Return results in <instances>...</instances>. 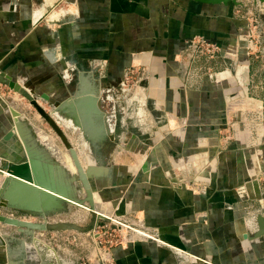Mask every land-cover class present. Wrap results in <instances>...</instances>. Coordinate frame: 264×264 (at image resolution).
Wrapping results in <instances>:
<instances>
[{"label":"rangeland","instance_id":"obj_1","mask_svg":"<svg viewBox=\"0 0 264 264\" xmlns=\"http://www.w3.org/2000/svg\"><path fill=\"white\" fill-rule=\"evenodd\" d=\"M263 3L259 0H239L234 4L232 13L237 32L230 34V39L226 42L213 41L203 36L204 47L198 52L191 53V50L187 49L184 56L183 74L186 78V87L199 91L204 90L205 85L209 87L211 95L205 97L208 104L206 111L204 109L202 111L211 118V130L206 128L201 132L188 130L189 118L177 115L171 119L166 114L167 104L159 103L156 98L151 97L152 56H145L146 64L127 68L119 82L107 83L104 78V74L108 72L107 65L104 63L98 65L93 58L82 57L78 52L79 67H84L82 72L93 73L92 79L98 93L104 94L103 108L113 112L111 120L114 123V130L108 132L106 134L108 136L103 137L95 143L96 145L92 142L86 144L87 138L83 132L78 131L80 128L67 127L71 123L66 122L64 116H60L61 120L59 117L55 118L68 135L66 136L75 148L77 156L81 153L80 163L84 170L90 167L94 170L89 176L94 188L93 210L108 217L111 215L106 211L111 210L114 213L112 218L116 216V220L108 217L98 218L91 212L88 201L82 206L69 204L67 210L52 214L47 219L50 222L75 223L86 230H36L33 236H37L38 244L43 246L46 252H49V249L55 250L62 264H118L116 256L118 250H126L140 242L158 243L139 235L137 231L139 229L159 234L158 228L148 225L144 218L141 219L139 211L134 209L127 192L129 190L127 186L130 187L133 183V177L139 178L143 175L147 182L156 180L173 186H187L198 194L207 195L214 185L218 172L227 166L225 156L229 154H234L236 161L238 156L239 162L234 169L243 173L242 180L232 187L236 202L244 203L245 217L256 223L257 215L264 213V57L255 48L248 49L250 54L244 50L249 40L243 36L242 31L248 28L250 30L257 24L264 26ZM49 5L47 16L51 10H59L61 13L57 16L55 12L48 18L50 23L56 18H61L52 23L55 29L58 25L61 27L63 21L73 17L71 14L73 9L68 0H55ZM63 8L65 16L62 15ZM44 22L50 25L47 20ZM58 42L62 43L61 38ZM210 43L217 46L216 52L208 50ZM58 46L59 62H65L62 74H57L60 78L58 81L60 88L64 92L61 94L63 97L65 92L68 93V89L71 94L76 92L80 74L78 71L73 72L72 80L65 85L62 75L64 69L68 67L69 57L67 51H63L62 45ZM223 72L226 73L225 76ZM16 81L28 90L34 91V86L21 83L19 79ZM36 96L39 99V96ZM143 99H146V102ZM41 100L46 113L51 114L54 102L42 98ZM5 105L12 112V122ZM142 106L145 109L144 117L138 114ZM208 106L211 107V113ZM0 108L4 124H7L9 130L14 125L16 131L12 139L6 140L5 135L9 130L5 134L0 130L1 161H10L15 168L21 166L26 149H31L30 146L27 147L25 141L30 132V125L25 120L27 118L32 126L40 129L38 135L46 145H49L47 148L55 154V160L59 162L58 168L55 163L54 165L43 163L48 170L46 171L61 178L60 171L64 170L65 179L74 189L73 195L85 200L87 192L78 177V169L69 149L55 128L38 112L36 106L11 86L0 82ZM77 116L79 120L84 121L79 114ZM15 120L25 127L23 138ZM87 124L83 125L89 127ZM48 135L53 136L55 140L48 138ZM35 139L34 136L30 137L34 144ZM169 144H174L173 148L177 151L173 159L170 157V151L168 152ZM34 148L36 149V146ZM43 152L45 157L43 155L42 160L47 161V152L45 150ZM86 153L87 155H84ZM0 169H3L1 163ZM101 169L104 173H96L101 172ZM123 176H132V179L128 181ZM2 180L3 177H0V182ZM0 213L6 215L13 213L27 220L39 218L3 207H0ZM256 228L249 231V237ZM15 230L16 227L13 225L0 221V234L7 239L16 233ZM28 236L31 238V235ZM29 243L32 247L28 250L37 251L36 244L31 241ZM257 247L258 245L253 244L247 249L253 253H262L264 256V250Z\"/></svg>","mask_w":264,"mask_h":264},{"label":"crops","instance_id":"obj_2","mask_svg":"<svg viewBox=\"0 0 264 264\" xmlns=\"http://www.w3.org/2000/svg\"><path fill=\"white\" fill-rule=\"evenodd\" d=\"M53 2L55 0H0V73L34 86L31 92L35 97L39 96L41 105L44 95L54 102V107L68 100L70 103L65 104L66 108L70 107L72 111L76 100L69 89L62 97L64 92L58 82L60 78L57 74H62L65 63L59 62L58 44L69 57L68 67L62 75L65 85L72 80L73 72L80 74L84 70L83 66L79 67L78 52L82 57L93 58L98 65H107L108 72L104 74L107 83L119 82L130 66L146 64L144 58L149 55L153 58L151 97L167 104L166 114L171 119L177 115L189 118L188 130L201 132L204 128L212 129L211 118L205 112L208 104L205 97L211 95L209 87L205 85L201 91L186 87L183 61L188 41L194 36L203 35L213 41L226 42L230 34L237 32L236 21L232 18L233 3L68 0L73 17L55 29L52 24L54 19L50 23L47 19L50 15L46 18L47 7ZM45 18L52 26L44 22ZM60 38L62 43L58 42ZM91 69L94 70L93 67ZM96 92L92 94L93 98L102 99L97 87ZM143 101L146 102V99ZM5 106L12 122V112ZM1 111L0 108V130L5 134L9 128L2 121ZM138 114L144 117L143 106ZM72 116L65 117V121L74 120L80 126ZM112 116V111L104 109L102 121L109 132L114 130ZM25 120L30 125L29 135L25 138L30 150L39 158L45 157V150L48 160L40 158L42 163H55L57 167L59 162L55 160V154L50 152L49 145L37 133L40 129L32 126L29 119ZM68 126L77 128L72 123ZM78 131L84 130L80 128ZM33 136L36 138V149L33 140L30 141ZM49 137L55 140L53 136ZM86 144H89L88 141ZM169 145L168 152L173 159L177 151L174 144ZM225 159L227 166L219 170L207 195L198 194L187 186H173L156 180L147 182L143 175L133 177L127 192L134 209L148 225L158 228L160 236H156L158 243L140 242L126 250H118V264H264L262 253L247 249L249 245L256 244L257 248L264 250V237L250 239L249 231L257 227L256 223L245 217L244 203L236 202L232 189L243 178V173L234 169L239 162L238 156L237 161L234 154L225 156ZM1 160L3 167L5 163ZM96 173H104V170ZM123 177L128 181L132 179V176ZM106 212L114 215L111 210ZM14 232L11 239L0 235V264H62L55 250L46 252L38 244L37 236L29 238L26 231L18 228ZM29 241L36 244L37 251L28 250L32 247Z\"/></svg>","mask_w":264,"mask_h":264},{"label":"water","instance_id":"obj_3","mask_svg":"<svg viewBox=\"0 0 264 264\" xmlns=\"http://www.w3.org/2000/svg\"><path fill=\"white\" fill-rule=\"evenodd\" d=\"M197 2L205 3V4H223L228 5L229 3H238L239 0H195ZM264 2V0H259ZM93 73H80V83L76 93L74 94V98L77 107L72 109L70 107L66 108V105L55 106L53 110V114H48L45 111L44 106L38 102V98L35 97L30 90L22 86L17 81L13 80V78L9 75H5L0 73V82H4L11 86L14 90L20 92L23 96H25L30 102L36 106L38 112L55 128L57 133L62 138L66 147L71 151V154L74 158L75 165L78 169V177L82 181L84 188L87 192V198L81 199L73 195L74 189L70 186V184L65 179L66 172L64 170L60 171V177H55L54 175H50L47 171L46 166L43 165V158H39L37 154H35L29 148L26 151V155L28 154L30 163L25 159L24 156L21 166L19 168H15L10 161H4L5 165L11 172H17L19 170L28 169L33 176L32 178L22 177L15 174H10L5 176L3 182L0 185V207L8 208L10 210L23 212L26 214H32L35 216H39L45 219V222H34L32 220H23L17 216H8L6 214L0 213V221L3 223H10L14 227L26 231L28 235H33L36 230L47 231V230H65V229H77V230H86L85 227H81L75 223L70 222H49L47 217L55 214L61 213L67 210L69 204L76 205H85V202L88 201L90 203L91 212L96 215L98 218H105L104 215L98 214L95 212V202L93 197V185L89 180V176L94 172L93 168L90 167L87 170H84L82 167L80 160L77 156V152L73 145L68 140L65 132L59 126L57 119L55 116L61 120L62 117H69L70 115H74L76 110H79L82 113H85L86 109L92 108L93 115L95 119V127L94 128H82L84 131V135L88 140H90L93 145L95 143L102 140L103 137H106V134L109 132L108 127L106 128L103 122L101 121L100 113H96L98 110L96 108L95 102L96 99L93 98L92 93L96 91L95 81L92 79ZM91 84V85H90ZM45 100H48L47 96L42 97ZM66 101V100H65ZM71 111V112H70ZM73 113V114H72ZM84 122V121H83ZM14 128V126H13ZM11 128L7 134L5 135V139L9 140L15 135L16 131ZM37 144V143H36ZM34 146H36L34 144ZM33 146V147H34ZM95 147V146H94ZM47 170V171H46ZM0 173L4 172L0 170ZM68 196L69 198L65 197ZM256 230L250 236V239H257L264 237V213H260L257 215L256 219ZM39 241V240H38Z\"/></svg>","mask_w":264,"mask_h":264},{"label":"built area","instance_id":"obj_4","mask_svg":"<svg viewBox=\"0 0 264 264\" xmlns=\"http://www.w3.org/2000/svg\"><path fill=\"white\" fill-rule=\"evenodd\" d=\"M262 12L264 13V3H263ZM242 34H243V36H245L249 40L248 44L246 45L244 50L250 54L248 49L255 48L257 51L261 52L262 56L264 57V26L257 24V26L251 28L250 30L248 28V29H246V31H242ZM204 42H205V39H204L203 35L194 36L193 38H191L188 41V50L189 51L191 50L190 53L191 52H198L204 47ZM209 46H210L208 48L209 51L211 50L213 53L216 52L215 48L217 46H215L214 43H210ZM8 216H15V215L12 213V214H8ZM37 217H39V216H37ZM32 221H34V222H45V219L42 217H39V218H36L35 220H32ZM137 231L139 232L141 230L137 229ZM141 232H139V235H142V236L148 237L149 239L157 241L156 236H158L159 234L151 233V232H144V231H141Z\"/></svg>","mask_w":264,"mask_h":264},{"label":"bare ground","instance_id":"obj_5","mask_svg":"<svg viewBox=\"0 0 264 264\" xmlns=\"http://www.w3.org/2000/svg\"><path fill=\"white\" fill-rule=\"evenodd\" d=\"M65 8H63L62 9V15L63 16H65L66 14L64 13L65 11ZM59 11V10H58ZM57 10H51L50 11V14L49 15H51V14H53V13H57V16H58V13H59V15L61 14L60 12H58ZM48 15V16H49ZM61 15V16H62ZM47 16V17H48ZM48 19V18H47ZM61 18L59 17V18H56V20H55V22L56 21H58V20H60ZM48 21V20H47ZM223 75L225 76L226 75V73H224L223 72ZM64 103L66 104V105H68V103H70V102H68V100H64L63 101V104L62 105H64ZM72 104V103H71ZM75 104H76V106L75 107H77V103H76V101H75ZM75 107L73 108V109H75ZM76 111V110H75ZM92 111H93V109L92 108H90V109H86L85 110V113H82V111L80 112L79 110H78V112H79V116L84 120V122L82 121V120H79L80 118H78V116H77V114L75 113V117H73L74 119H75V121L77 122V123H79L80 124V126L78 125H75L77 128H84V127H86V126H84L83 124L84 123H88L87 125L89 126V127H86V128H89V129H91V128H94L95 127V122L96 121H94L95 119H93L94 118V114L92 113ZM53 116H54V114L53 113H51ZM93 117V118H92ZM16 118V117H15ZM71 119V118H70ZM69 119V120H70ZM16 121V120H15ZM72 121H74V120H71L70 122L71 123H73ZM83 123H82V122ZM16 124H17V126H18V131L20 132V135H21V138H23V135H24V130H25V127H23L22 125H21V123H19L18 121H16ZM75 124V123H74ZM14 126V125H13ZM14 129V128H13ZM27 129V128H26ZM15 130V129H14ZM63 130V129H62ZM28 131V130H27ZM27 147H28V145H27ZM27 150V149H26ZM70 151V150H69ZM70 153H71V151H70ZM72 155V154H71ZM26 156V160L28 161V164L30 163V160H29V157H28V154L27 155H25ZM73 157V156H72ZM23 158V157H22ZM0 170H2L4 173L3 174H1L0 173V177H3V180H4V178H5V176H8V175H10V174H15V175H18V176H22V177H28V178H32L33 176L31 175V173H30V171L28 170V169H22V170H19V171H17V172H11L7 167H5V166H3V169H0ZM3 180H2V182H3ZM2 182H0V185H1V183ZM65 197H68V196H66L65 195ZM69 198V197H68ZM70 199V198H69ZM105 217H108V216H106V215H104ZM108 218H111V219H113V220H116V216H115V218H112V216H110V217H108ZM21 219H23V220H25L24 218H21ZM26 220H27V218H26ZM29 220V219H28ZM3 223V222H2ZM6 224H8V225H12V224H10V223H6ZM139 232H141V231H139ZM142 233V232H141ZM1 235V234H0ZM156 240H159L157 237H156Z\"/></svg>","mask_w":264,"mask_h":264},{"label":"flooded vegetation","instance_id":"obj_6","mask_svg":"<svg viewBox=\"0 0 264 264\" xmlns=\"http://www.w3.org/2000/svg\"><path fill=\"white\" fill-rule=\"evenodd\" d=\"M72 91H74V90H72ZM76 92H74V93H72L71 95L73 96V98H74V94H75ZM95 93H97L96 91H94L92 94H95ZM93 96V95H92ZM101 97H102V99L101 98H96V102H95V105H96V108H97V110H100V111H97L96 113H100V115H101V121H102V119L104 120V94L102 95L101 94ZM98 106H100V108L98 107ZM73 112V111H72ZM73 114V113H72ZM94 115H96V114H94ZM73 123V126H75L76 124H74L75 122L74 121H72ZM97 123V122H96ZM76 127V126H75ZM87 141H88V143L90 144L91 143V141H89L88 139H87Z\"/></svg>","mask_w":264,"mask_h":264}]
</instances>
